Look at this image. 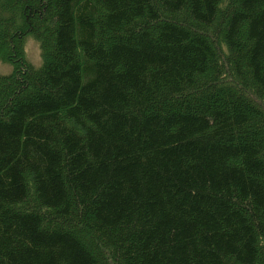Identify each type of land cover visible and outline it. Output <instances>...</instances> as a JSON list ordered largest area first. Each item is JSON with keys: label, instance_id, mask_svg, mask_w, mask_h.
I'll return each instance as SVG.
<instances>
[{"label": "trees", "instance_id": "trees-1", "mask_svg": "<svg viewBox=\"0 0 264 264\" xmlns=\"http://www.w3.org/2000/svg\"><path fill=\"white\" fill-rule=\"evenodd\" d=\"M0 61V264H264V0H0Z\"/></svg>", "mask_w": 264, "mask_h": 264}, {"label": "rangeland", "instance_id": "rangeland-1", "mask_svg": "<svg viewBox=\"0 0 264 264\" xmlns=\"http://www.w3.org/2000/svg\"><path fill=\"white\" fill-rule=\"evenodd\" d=\"M30 37V35H27L25 37V41H24V45L26 42V39ZM26 59L32 64L33 67H37L36 65L39 64L40 62V53L38 52V50L33 47L31 50V54L26 57ZM12 71V65L3 61H0V74L5 75V74H9ZM91 253L93 254V252L91 251Z\"/></svg>", "mask_w": 264, "mask_h": 264}, {"label": "clouds", "instance_id": "clouds-1", "mask_svg": "<svg viewBox=\"0 0 264 264\" xmlns=\"http://www.w3.org/2000/svg\"><path fill=\"white\" fill-rule=\"evenodd\" d=\"M35 47L38 52L40 53V62L37 64V67H41L43 65V55H42V48L40 47L39 41L36 40L35 37L30 36L26 39L23 51L25 56L28 57L31 54L32 48Z\"/></svg>", "mask_w": 264, "mask_h": 264}]
</instances>
